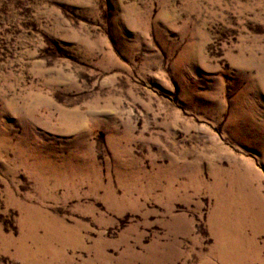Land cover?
<instances>
[{"label": "rangeland", "instance_id": "obj_1", "mask_svg": "<svg viewBox=\"0 0 264 264\" xmlns=\"http://www.w3.org/2000/svg\"><path fill=\"white\" fill-rule=\"evenodd\" d=\"M0 264H264V0H0Z\"/></svg>", "mask_w": 264, "mask_h": 264}, {"label": "bare ground", "instance_id": "obj_2", "mask_svg": "<svg viewBox=\"0 0 264 264\" xmlns=\"http://www.w3.org/2000/svg\"><path fill=\"white\" fill-rule=\"evenodd\" d=\"M245 177H242V179H244ZM242 179H240L239 181H242ZM244 196L249 198L251 201V197H253V199H255L254 197L256 196V194H254L253 192L250 191V189L247 187L246 189H244Z\"/></svg>", "mask_w": 264, "mask_h": 264}]
</instances>
